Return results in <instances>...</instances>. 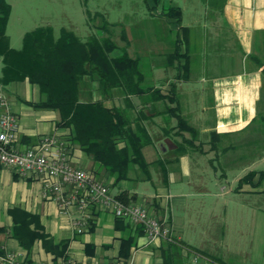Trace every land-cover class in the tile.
<instances>
[{"label":"crops","instance_id":"0c3cea01","mask_svg":"<svg viewBox=\"0 0 264 264\" xmlns=\"http://www.w3.org/2000/svg\"><path fill=\"white\" fill-rule=\"evenodd\" d=\"M170 1L163 0L164 3ZM188 1L196 0H185ZM179 7L183 15L184 8ZM222 9L227 20L233 23L238 41L246 48L244 58L247 63L241 70L213 77L214 119L208 123L199 114L197 120L202 129L200 132L198 126L191 124L187 118L192 112L181 107L179 93H172L171 78L163 82L151 79L153 83L150 81V86H164L162 94L172 93L173 100H153L155 97L152 92L150 96H141L146 99V104H142L139 96L130 97L135 106L134 114L141 109L146 111L144 122L153 141L143 149L148 162L146 169L132 165L128 177L116 183L115 178L100 170L99 165L78 144L69 141L70 129L57 126V111L38 109L30 104L42 98L37 85L28 80L5 86L0 84L19 121L20 131L16 142L19 149L37 145L43 135H56L64 148L69 150L73 166L91 170L97 178L108 184L112 195L117 196L126 191L129 196H134L135 202L143 205L150 215L162 222L171 238L149 239L142 226L118 219L112 211L99 204H92L85 212L75 207L62 211L56 200L44 196L41 177L21 176L13 168L0 167V245L14 252L18 261L24 264H67L73 260L77 264H91L105 260L124 262L126 258V264H217L211 257L215 258L213 251H218L216 248L229 225L219 223L214 231H210L207 224H201L189 207V196H202L209 191L205 188L207 173L206 169L203 170L205 162L201 156L216 152V159L226 171L235 167L236 159H240L242 171L234 172V177L239 179L236 190L264 194V180H259L261 169L246 170L248 167H245V162H251V141L229 139L230 135L244 132L258 117V105L264 87V74L257 61L259 58L264 62V0H223ZM186 28L190 49L191 29L189 26ZM183 44L182 41L181 46ZM149 98L150 101L147 100ZM108 102L125 106L122 96L116 95L113 100H107L106 104L110 105ZM176 105L178 108L173 109ZM177 112L191 128L180 126ZM188 144L192 150L188 149ZM199 146L208 149L203 150ZM251 171L256 172L253 180L242 181ZM27 212L38 217L48 234L45 242L41 238L35 239L30 250L13 234L15 222H24V213ZM214 212V217H218L217 208ZM80 220L86 221L82 232H78L75 225ZM259 222L264 228V215L259 218ZM27 223L29 230L36 229L35 222ZM199 233L198 237L192 236ZM211 237L214 240L208 239ZM125 242L128 255L122 254ZM192 242L197 245H192ZM208 244L214 246L211 254L207 251Z\"/></svg>","mask_w":264,"mask_h":264},{"label":"rangeland","instance_id":"374dc122","mask_svg":"<svg viewBox=\"0 0 264 264\" xmlns=\"http://www.w3.org/2000/svg\"><path fill=\"white\" fill-rule=\"evenodd\" d=\"M6 1L11 5L7 35L14 49H21L28 31L44 25L52 26L56 36L60 35L62 28L73 30L82 39L92 34L106 36L108 33L100 26L107 20L111 36L119 49L127 47L131 56L140 59L146 75L144 87L150 86L151 79L163 82L171 78L172 83L176 84L175 91L179 93L181 107L192 112L187 118L191 124L198 126L200 132L202 129L197 120L198 115L202 114L208 123L215 116L213 77L241 70L247 63L244 58L246 48L238 41L233 23L223 14V0L210 3L171 0L164 5L161 2L154 9L151 8L155 5L153 0ZM170 3L184 8L181 26L163 12L162 6ZM188 26L192 43L188 53L189 69L185 73V68L179 67L185 63V59L174 60L172 64L169 57L176 37L181 36L180 28ZM119 49L115 52L119 53ZM182 49L185 51V44ZM2 68L0 56V76ZM160 87L164 89V86ZM258 107V117L252 125L244 132L229 136L231 140L243 138L251 141V162L250 165L245 162V167H248L246 170L264 169V87ZM187 147L192 150L190 144ZM199 148L208 149L205 146ZM201 157L205 162L203 170L206 169L207 173L205 188L209 191L202 196H189V207L201 224H207L210 231H214L219 223L229 225L216 248L218 251H213L215 258L210 256L212 261L217 264H264V228L259 222V218L264 215V194L236 190L239 179L234 174L242 171L240 159H236L235 167L226 171L216 159V152ZM258 157H261L260 160L255 162ZM222 188L225 190L222 191ZM216 208L218 217H214ZM208 239L214 240L212 237ZM191 244L197 245L195 242ZM213 247V244H208L207 251L210 254Z\"/></svg>","mask_w":264,"mask_h":264},{"label":"trees","instance_id":"16d2710c","mask_svg":"<svg viewBox=\"0 0 264 264\" xmlns=\"http://www.w3.org/2000/svg\"><path fill=\"white\" fill-rule=\"evenodd\" d=\"M153 1L152 9L161 2L164 5L163 0ZM162 8L181 26L182 12L178 5L170 3ZM10 13L11 5L0 0V56L3 61L0 84L5 86L28 80L37 85L42 98L30 104L38 109L57 111V126L69 128V141L78 144L100 170L113 176L114 183L126 179L132 165L145 170L148 162L143 149L153 141V136L144 122L146 111L141 109L134 114L135 106L130 97L150 96L152 92L153 100H173L176 84L172 83L171 94H162L161 87H144L146 75L140 59L131 56L127 47L119 49L107 20L100 26L108 33L106 36L92 34L82 39L66 28L56 36L52 26L44 25L28 31L21 49H14L7 35ZM180 29L183 35L176 37L169 62L174 64V60L184 58L185 63L179 67L185 68L186 73L189 66L188 28ZM182 41L186 45L185 51L182 50ZM118 49L120 52H115ZM257 61L264 74V62L259 58ZM116 94L124 98L125 106L106 104ZM141 100L146 104V99ZM177 117L181 127L191 128L178 112ZM255 174V171L249 172L242 181H252ZM259 180H264V170L260 171ZM116 197L125 202H135V197L126 191ZM24 215V222H15L13 234L30 250L35 239L41 238L45 242L48 234L36 215L28 212ZM27 222H35L36 229L29 230ZM127 246L125 242L123 255H128Z\"/></svg>","mask_w":264,"mask_h":264},{"label":"built area","instance_id":"2783aa9c","mask_svg":"<svg viewBox=\"0 0 264 264\" xmlns=\"http://www.w3.org/2000/svg\"><path fill=\"white\" fill-rule=\"evenodd\" d=\"M0 167L13 168L21 176L42 178L43 194L57 201L60 209L71 207L85 212L92 204H99L117 217L143 227L149 239L168 238L162 222L150 215L137 202H125L112 195L108 184L88 169L71 164V155L54 134L43 135L40 142L26 149L16 145L20 125L10 102L0 88ZM78 232H82L86 221H76ZM0 264H24L14 252L0 245ZM42 264V263H36ZM67 264H77L69 260ZM91 264H126L120 261H95Z\"/></svg>","mask_w":264,"mask_h":264}]
</instances>
